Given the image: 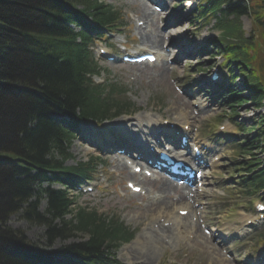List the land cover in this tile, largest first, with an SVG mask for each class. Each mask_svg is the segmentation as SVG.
Returning a JSON list of instances; mask_svg holds the SVG:
<instances>
[{"label":"trees","instance_id":"trees-1","mask_svg":"<svg viewBox=\"0 0 264 264\" xmlns=\"http://www.w3.org/2000/svg\"><path fill=\"white\" fill-rule=\"evenodd\" d=\"M203 2L199 5L202 16L222 13L216 25L222 30L219 40L225 62L253 71L246 75V86L261 107L264 47L259 39L264 38L255 32L247 36L241 16L251 14L253 31L264 30V0ZM119 14L111 5L93 0H0V264H123L113 250L131 240L134 232L118 217L85 208L66 219L72 212L71 196L42 185L58 182L68 186L85 178L96 163L64 165L70 156L72 131L53 115H67L74 124L82 120L102 123L136 110L124 99V90L93 81L99 71L88 48L90 34L76 32L71 26L90 28L95 24L110 29ZM257 126L251 144L260 143L264 149V116ZM250 148L242 147V153ZM252 178L258 188L264 185V171ZM42 199L47 201L43 212L39 210ZM16 214L30 224L46 227L47 247L8 224ZM77 234L86 238L52 248L56 240H69Z\"/></svg>","mask_w":264,"mask_h":264},{"label":"rangeland","instance_id":"rangeland-1","mask_svg":"<svg viewBox=\"0 0 264 264\" xmlns=\"http://www.w3.org/2000/svg\"><path fill=\"white\" fill-rule=\"evenodd\" d=\"M101 1L122 10V27L114 31L113 37L109 39L110 44L122 50L123 46L120 43L127 42L130 52H136L140 49L156 47L154 44L156 39L158 40L156 48L161 49L162 43L166 40L170 42L171 38L172 44L170 43L171 48H168V50L172 64L170 67L167 65L160 67L161 63L133 65L117 61L99 62L97 66L99 72L94 77L95 82L118 85L126 90L127 95L124 99L134 105L136 112L128 115L122 114L116 119L107 120L98 125L94 122H83L77 125L74 131V134L76 133L77 135L74 136L70 145L71 157L67 160V165L87 162L91 157H101L105 161L104 167H97L98 174L96 178L100 180L90 184L97 186L95 191L85 195L75 193L77 205H87L88 209H96L109 216L115 214L123 221L125 226L135 231L134 238L122 244L116 252L117 258L127 264H162V262L167 264H257L260 261L259 257L264 256V249H262L264 248V241H261L263 237L260 236V232L264 231V224L248 225L247 227L246 221L242 219L243 215H238L237 208L250 211L251 204L253 205V202L257 199L253 202H250V200H253L254 196L257 197L256 195L264 196V190L254 196L239 192L238 189L230 192L228 190L230 180H235L240 176L235 172L230 174L227 171L224 174H213L210 180L212 183L207 187L208 196H204V201H207L209 206L212 205L210 194L212 193L215 196L217 194L215 190L221 189V185L223 188L219 195L224 193L225 196L221 198L226 199V202L224 204L217 200L220 204L216 206L215 210H211L207 220L215 226L216 224L218 225L215 220L222 218L227 222L226 224L238 223L239 226H244L249 231L243 230L244 233L242 234H235L234 232L230 235V241L226 243L223 242V236H225L223 232L219 234V232L214 231V237H209L202 227L200 230L198 226L192 224V227L199 229L202 235L201 238L196 236L197 234L193 230L187 228V222L184 225L185 223L183 224L180 221L179 226L176 228L178 234H174V228H171V232L170 228H166L168 229L166 235L171 236L170 239L164 238L162 235H155V231L149 229L153 230L156 226L161 228L168 222H164V218L159 220L160 211H150V209H155V205L160 201H170L171 203L173 201L175 206H182L188 203L187 197L181 198L180 196V199L172 200L174 193L178 194L179 190L176 189L172 193L163 192L161 190V182L150 180L142 181L144 188L148 191L150 189L147 196L129 194L125 189V182L130 179L140 180V177L138 175L132 177L130 175L132 173L130 167L124 169L122 156L118 157V159L110 158L107 155L105 157L100 146L96 145V143L104 141L108 134L110 136H121L119 125H122L123 128V125L126 124H129L128 126L130 127L136 124L138 126L137 121L134 122V125L131 122L133 119L137 120L138 117L145 119L149 117L155 121L158 120L156 121L157 123L161 120L162 124L163 120L172 121L174 116H180L181 123H191L195 131L198 130L200 137L208 138L213 142L216 155L221 157L226 155L223 158L228 160L226 165L233 163L234 159L240 157L237 152L235 153L236 146L234 141L238 143L245 141L247 130L245 129L243 132L238 129L234 122L242 123L243 127L248 128L254 122L256 123L258 115L264 114V109L262 108L263 110L261 109L262 111L259 112L252 102L243 104L232 103V101L225 98L224 94L221 95V92H218L220 89H218L219 87L216 83H214L213 87H211L212 84H208L211 74L220 66H222L220 69L221 78L218 83L226 84L227 77L231 79L229 70L222 64L223 57L220 56V49L213 44L219 34L218 29L215 27V19L209 23L206 21L197 22L193 12L197 0H187L185 2L168 0L169 3L174 2V5L172 7H163L162 12L157 13L159 15L156 14V16L151 12L155 11L152 3L147 0ZM243 20L245 29L250 31L251 23L249 19L243 18ZM138 21L145 22L144 25L147 27L142 28L144 31L140 32L147 33V36L139 33L141 27H138ZM158 28L161 33L157 30ZM172 34L173 36L171 37ZM103 45H105L104 42L98 41L95 50L96 55L99 53V47ZM174 60L178 61L176 65L173 63ZM188 66L192 68L191 73L188 72ZM170 68H174V70ZM251 72L253 71L246 72V75L248 76ZM236 75L237 77L239 76L238 71ZM175 83L178 85L177 88ZM221 87H224V85ZM231 87L238 92H242V89H244L242 79H236ZM184 89L186 91L190 90L195 97L192 95L186 96ZM243 93L247 94L246 91ZM195 101L199 103L198 108L193 106ZM231 104L236 106L232 108L230 107ZM233 116L234 119H232ZM146 123L149 124V122L144 121V124ZM157 123L155 126L158 125ZM221 124H225L226 129L223 130L224 133L222 131L217 133L218 126ZM126 134L130 135V133ZM258 159L263 160L264 153L258 154ZM118 163L123 164V168ZM224 163L222 160L218 161L215 170L219 171L221 164L225 167ZM55 186L60 187L59 185ZM237 187L240 188L238 185ZM120 189L125 191V195ZM156 191L162 193V195H169V198L172 199L167 196V199L162 198L159 202H155L156 204L154 205H152L154 201L149 204L151 196H155ZM214 198L217 197L215 196ZM171 203L166 205L168 207L162 208V210L167 208L168 211L171 210L170 213H176L177 210L176 208L173 209L175 206L173 207ZM40 206L41 208L45 206L43 201ZM246 214L250 215L247 212ZM189 216L192 217L188 215L187 220L191 222ZM181 217L184 220L186 218V216ZM8 224L13 228L24 230L27 237L39 246L47 247L45 226L30 224L22 219L20 214L12 216ZM182 224L185 228L182 227ZM151 235H154V237ZM204 237L207 242L204 241ZM216 237H218L220 242H223L224 248L230 249L232 254L239 255L237 261L232 259L231 253L225 255L221 247L214 241ZM85 238L84 234H77L69 240H56L53 248H61ZM261 264H264V261Z\"/></svg>","mask_w":264,"mask_h":264},{"label":"bare ground","instance_id":"bare-ground-1","mask_svg":"<svg viewBox=\"0 0 264 264\" xmlns=\"http://www.w3.org/2000/svg\"><path fill=\"white\" fill-rule=\"evenodd\" d=\"M141 35H144V36H147V33H141ZM142 39H143V37H142ZM157 39L154 41V44L156 45V47H157ZM163 67V66H162ZM146 121V122H149V124H148V126L149 127H151V128H155L154 126H155V124L157 123L155 120H153V119H150L149 117H148V119L146 118H143V117H138L137 118V120L136 119H133V121H131V122H133V124H134V122L135 121H137L138 122V125L139 126H137V125H134L133 127H130V126H128L129 124H126V125H123L124 126V128L122 127V125H119L120 126V128H121V130H119V132L120 133H122L121 135H125V136H127L126 138H127V145H130V147L127 149V153H130V151L131 150H135V148H133L134 147V145L136 144L135 143V141L134 140H132L131 139V135H127L126 133H130V132H134L135 131V129L136 128H138V127H140V126H143L144 125V121ZM116 122V121H115ZM132 124V123H131ZM139 133H140V131H139ZM110 135L108 134V137L106 138V140L107 141H104L105 143H107L108 145H112L116 140H115V138H118V137H120V135H118V136H114V135H111L110 137H109ZM169 137L171 138V142H175V139H173V135H171V134H169ZM136 138H138V137H136ZM138 141H139V139H137ZM145 141H148V138H146L145 137ZM150 141L153 143V144H151L150 143V145H148V146H146V147H144V146H141L142 148H143V151L145 152V154H149V152H148V148L150 147V146H152V145H154V148H156V146H157V141H156V139L152 136L151 137V139H150ZM155 143V144H154ZM138 144V143H137ZM112 146H114V145H112ZM148 147V148H147ZM193 158V157H192ZM121 165V164H120ZM177 184H175V183H173L172 181H170V180H168V179H165V177H163V180H161V190L163 191V192H172V191H175L176 189L177 190H180V191H183V190H181L179 187L177 188ZM167 192V193H168ZM162 194V193H161ZM163 196H166L165 198L167 199V196H169V195H163ZM169 198V197H168ZM162 199V198H161ZM161 199H153V200H151V202L152 201H154L153 203H152V205H154V204H156L157 202H159ZM169 199H172V198H169ZM172 200H174V199H172ZM151 202H149V204L151 203ZM156 202V203H155ZM169 203H171L170 201H167V202H162V201H160L159 203H157L155 206H156V208L155 209H150V211H154V210H158V211H160L159 212V220L161 219V218H164L165 220H164V222H174V224H173V227H170V232H171V228H174V230H175V233L174 234H178L177 232H176V228L179 226V223H180V221H181V223H185L184 225H186V222L188 223L186 226H187V228L188 229H191V230H193L197 235L196 236H198V237H201L202 238V235L200 234V232H199V229L198 228H195V227H192V222H189L188 220H187V217L185 218V220L181 217V215L179 214V213H170V211H168V209L167 208H165L164 210H162V208H164V207H168V206H166V205H169ZM172 205H173V207L175 206V203H173V201H172V203H171ZM176 208V210L178 211L179 209H182V210H186V209H188V206H178V205H176L173 209H175ZM172 209V210H173ZM168 214H170V215H168ZM190 215V214H189ZM190 217V216H189ZM157 223V222H156ZM183 224H182V227H184L183 226ZM185 228V227H184ZM200 228V227H199ZM235 227L233 226V225H228L227 227H224L222 230H226V231H228V234H229V231H231L232 229H234ZM149 230H151V229H149ZM168 229H166V228H162V229H160V231H162V232H164V233H166V231H167ZM200 230H201V228H200ZM148 231V230H147ZM151 231H155V230H151ZM157 234H159V233H157L156 231H155V235H157ZM152 237H154V235H151ZM171 236V235H170ZM170 236L168 235V237L167 238H169L170 239ZM204 239V241L205 242H207V240L205 239V237L203 238ZM226 239H228V237L226 236ZM215 246V245H214ZM217 249V248H216ZM218 250V249H217Z\"/></svg>","mask_w":264,"mask_h":264}]
</instances>
